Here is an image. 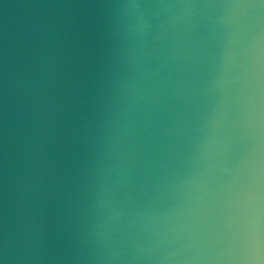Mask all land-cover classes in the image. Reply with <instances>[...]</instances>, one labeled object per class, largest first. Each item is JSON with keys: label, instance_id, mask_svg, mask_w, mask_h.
Here are the masks:
<instances>
[{"label": "clouds", "instance_id": "1", "mask_svg": "<svg viewBox=\"0 0 264 264\" xmlns=\"http://www.w3.org/2000/svg\"><path fill=\"white\" fill-rule=\"evenodd\" d=\"M114 15L133 44L166 42L164 107L138 148L114 139L95 165L69 258L264 264V0H127Z\"/></svg>", "mask_w": 264, "mask_h": 264}, {"label": "water", "instance_id": "2", "mask_svg": "<svg viewBox=\"0 0 264 264\" xmlns=\"http://www.w3.org/2000/svg\"><path fill=\"white\" fill-rule=\"evenodd\" d=\"M126 2L0 0V264H79L95 165L114 139L138 148L164 107L166 42L126 40ZM30 247L39 259L20 258Z\"/></svg>", "mask_w": 264, "mask_h": 264}]
</instances>
